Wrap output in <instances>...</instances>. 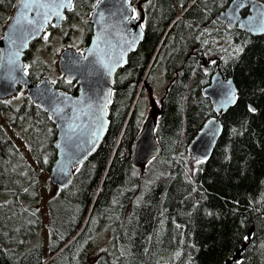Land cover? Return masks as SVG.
I'll list each match as a JSON object with an SVG mask.
<instances>
[{
  "label": "trees",
  "instance_id": "1",
  "mask_svg": "<svg viewBox=\"0 0 264 264\" xmlns=\"http://www.w3.org/2000/svg\"><path fill=\"white\" fill-rule=\"evenodd\" d=\"M98 1L73 0L61 25L45 31L47 41L72 46L81 32L78 46L86 47ZM230 1L130 0L135 13L144 15V39L116 73L107 133L45 208L40 200L51 185L56 127L23 87L20 102H13L18 95L0 100V264H83L96 217L113 235L92 264H227L242 245V256L232 264H264V35L219 22L215 15ZM15 2L0 0V37ZM44 37L24 56L32 81L49 72L41 55ZM217 67L233 78L236 102L221 115L222 134L211 157L198 164L190 162L188 146L214 116L203 88ZM157 85H166L155 116L160 153L139 168L131 162V148L145 120L144 92ZM55 86L72 94L78 90L62 75ZM44 122L54 136L42 182L9 130L28 138L41 166L46 149L34 135ZM46 216L48 249L31 242Z\"/></svg>",
  "mask_w": 264,
  "mask_h": 264
},
{
  "label": "water",
  "instance_id": "2",
  "mask_svg": "<svg viewBox=\"0 0 264 264\" xmlns=\"http://www.w3.org/2000/svg\"><path fill=\"white\" fill-rule=\"evenodd\" d=\"M25 2L30 0H16L0 38V100L17 94L19 88L24 87L31 101L50 116L57 136L54 142L56 159L49 181L56 187L65 188L74 179V168L94 155L104 140L115 76L120 68L127 65L129 55L136 51L144 38L143 19L132 17L130 0L97 2L90 15L94 32L83 53L66 48L59 54L57 65L60 73L74 80L78 86L77 93L72 94L57 89L47 78L32 81L24 71V56L31 43L40 39L48 26L61 25L73 0L69 7L63 8L56 7L53 0H40L48 5L38 9L40 15L26 10ZM56 2L64 3L66 0ZM243 10L247 13L242 14ZM215 18L228 28L236 27L253 36L264 35V27H261L264 25V3L260 0H231ZM27 20L34 23L29 25ZM203 94L209 99L214 116L205 122L189 143L190 162L211 157L222 134L221 115L235 104L237 88L233 78L226 77L217 67L210 83L203 88ZM155 124L156 118L152 113L145 119L133 142V165H143L158 157L160 147L155 137ZM244 247L242 245L227 264L238 261Z\"/></svg>",
  "mask_w": 264,
  "mask_h": 264
},
{
  "label": "rangeland",
  "instance_id": "3",
  "mask_svg": "<svg viewBox=\"0 0 264 264\" xmlns=\"http://www.w3.org/2000/svg\"><path fill=\"white\" fill-rule=\"evenodd\" d=\"M224 31V30H223ZM47 35V33H45ZM45 36V35H44ZM48 39V36H47ZM83 41V38L81 37V32L78 33L73 37V45L70 46L72 48H75L76 50L81 49L78 45H80V42ZM40 43H43V48L42 51V59L46 63L48 69L47 74L45 78L49 79L51 82L55 81L56 78L60 75L59 68L57 67V61H58V56L61 50L63 48L68 47L63 45L62 41L59 40H52V42H48L47 40L40 41ZM38 43L35 53L39 51L41 48V44ZM27 66V65H26ZM163 90H152V92H149L145 90L144 92V102H145V119L152 115V113L156 116L157 111L160 108V103H161V98L163 95ZM20 94H15V97L13 99V102L18 103L22 100L21 93ZM11 98V97H10ZM9 98V99H10ZM10 131V138L14 141L16 147L18 148L19 153L22 154L23 158L25 159V163L28 166H31V170L37 172L40 177L42 178V182L45 181V178L47 177L46 172H47V166L50 161V158L52 156V140L54 136V131L53 127L49 123H40V127L38 128L36 134L34 135L35 138V143L39 145V147H45L46 151L42 157V161L44 164H41L43 167L42 172V167L35 163L34 161V156L32 155V144L28 140L27 137H23L22 139L17 137V134L14 130H9ZM139 168H141V165H139ZM42 172V173H41ZM42 191V190H41ZM57 192V187L53 186L52 184L50 185L49 188L44 190V194L42 195V198L40 200V206L42 208H45V203L47 200L55 195ZM68 192H66L67 196ZM66 209V208H65ZM49 222L50 219L49 217H45V220L42 223L41 228L38 231L37 238H31V242L39 241L41 246L44 247L45 249H48L50 246V232H49ZM103 227V228H102ZM104 235L102 234L101 237L100 231L104 230ZM113 235V230L108 228L105 223H101L97 217L93 221L89 231L87 232V237L90 240L91 249L89 251V255L87 256V259L85 263L83 264H92V262L95 260L97 254L99 251L103 249H108L107 246L110 244L108 242L110 236Z\"/></svg>",
  "mask_w": 264,
  "mask_h": 264
},
{
  "label": "snow or ice",
  "instance_id": "4",
  "mask_svg": "<svg viewBox=\"0 0 264 264\" xmlns=\"http://www.w3.org/2000/svg\"><path fill=\"white\" fill-rule=\"evenodd\" d=\"M53 3H54V5L56 7L63 8V7H69L70 4H71V0H66V2H64V3H57L56 0H53ZM47 6H48L47 4L40 2V0H30V2H25L24 3V8L26 10H28V11H36L37 15H40L38 9L45 8ZM133 11H135V10L133 9ZM56 15L59 16V13L57 12ZM24 19H27V18L25 17ZM44 21H45V23H47V15H45ZM18 23H19V21H18ZM27 23L29 25H32L34 23V21L27 20ZM36 23H38V21H36ZM261 27H264V25H261ZM44 38H45V40H47V36L46 35H45ZM26 70H27V66H25V68H24L25 72H26ZM53 83H55V81H53ZM250 111H253V109H250ZM201 162L202 161L197 160L198 164L201 163Z\"/></svg>",
  "mask_w": 264,
  "mask_h": 264
},
{
  "label": "flooded vegetation",
  "instance_id": "5",
  "mask_svg": "<svg viewBox=\"0 0 264 264\" xmlns=\"http://www.w3.org/2000/svg\"><path fill=\"white\" fill-rule=\"evenodd\" d=\"M130 5L132 6V8L134 9V7H133V5L130 3ZM132 17L135 19V20H138V19H140V18H142L143 20H142V28L143 29H145V20H144V15H143V13H141L140 15H137L136 13H135V11H133V13H132ZM6 25V24H5ZM51 26H53V25H51ZM93 26V25H92ZM5 27V26H4ZM55 27V26H54ZM4 29V28H3ZM93 32H94V27H93V31H92V34H93ZM2 34H3V32H2ZM92 34H91V36H92ZM2 37V36H1ZM0 37V38H1ZM91 38V37H90ZM144 39V38H143ZM90 41V40H89ZM143 41V40H142ZM89 43V42H88ZM140 45V44H139ZM68 47H70V46H68ZM68 47H65V48H68ZM87 47V46H86ZM86 47H84V48H81V49H78L77 51H79V52H81V53H83V51L85 50V48ZM65 48H63V49H65ZM75 49V48H74ZM76 50V49H75ZM137 50V49H136ZM130 56V55H129ZM129 58V57H128ZM199 60H201L202 62H203V64H204V58L203 57H200L199 58ZM26 73H28L27 71H26ZM42 79V78H41ZM165 88H166V85L163 87V88H158V85L157 86H147V91H149V92H152V90H163V95H162V98H163V96H164V93H165ZM161 98V99H162ZM160 109V108H159ZM158 112H159V110L157 111V113L156 114H158ZM54 124V123H53ZM55 126V125H54Z\"/></svg>",
  "mask_w": 264,
  "mask_h": 264
},
{
  "label": "bare ground",
  "instance_id": "6",
  "mask_svg": "<svg viewBox=\"0 0 264 264\" xmlns=\"http://www.w3.org/2000/svg\"><path fill=\"white\" fill-rule=\"evenodd\" d=\"M232 78V77H231ZM237 88V87H236ZM253 109V107H251ZM222 124V123H221Z\"/></svg>",
  "mask_w": 264,
  "mask_h": 264
}]
</instances>
